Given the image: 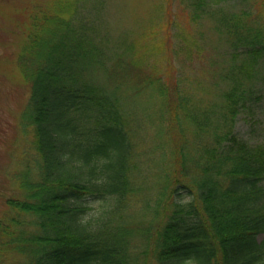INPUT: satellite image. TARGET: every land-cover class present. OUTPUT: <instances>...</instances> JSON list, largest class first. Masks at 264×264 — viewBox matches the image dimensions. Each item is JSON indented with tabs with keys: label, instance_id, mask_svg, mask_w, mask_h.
I'll return each instance as SVG.
<instances>
[{
	"label": "trees",
	"instance_id": "trees-1",
	"mask_svg": "<svg viewBox=\"0 0 264 264\" xmlns=\"http://www.w3.org/2000/svg\"><path fill=\"white\" fill-rule=\"evenodd\" d=\"M68 1L35 22L19 59L39 158L36 178L26 167L23 197L9 198L0 218V264H264V142L233 131L251 89L233 87L223 105L200 109L159 78L129 94L118 81L96 82L105 38ZM183 1L192 19L216 20L247 71L264 64V28L248 24L247 11L216 17L209 0ZM138 96L155 112L143 152ZM138 197L142 221L132 223Z\"/></svg>",
	"mask_w": 264,
	"mask_h": 264
},
{
	"label": "rangeland",
	"instance_id": "rangeland-1",
	"mask_svg": "<svg viewBox=\"0 0 264 264\" xmlns=\"http://www.w3.org/2000/svg\"><path fill=\"white\" fill-rule=\"evenodd\" d=\"M65 1L0 0V218L9 209V198L23 197L18 181L26 167L33 168L31 177L36 178L34 166L39 158L33 145V127L25 125L31 88L19 59L25 57L35 22L44 20L46 14H55ZM71 2L77 19L93 20L97 34L105 38L103 67L95 71L94 81L111 87L118 81L128 91L131 86L139 87L137 83L144 78H159L171 95L182 93L188 104L197 103L200 109L223 105V92L233 87L251 89V98L237 107L233 131L248 142H264V64L247 71L246 57L233 53L214 18L204 15L192 19L183 0L68 1ZM206 5L216 17L235 18L245 10L250 15L248 24L264 28V0H209ZM119 59L120 70L111 75ZM143 100L138 96L131 103L133 109L136 107L139 136H143V146L138 145L140 152L149 147L147 134L152 130L144 122L155 117L152 102L143 105ZM98 205L95 203L94 208ZM143 205L139 197L131 204L127 211L129 222L142 221ZM139 240L137 233L134 241Z\"/></svg>",
	"mask_w": 264,
	"mask_h": 264
}]
</instances>
